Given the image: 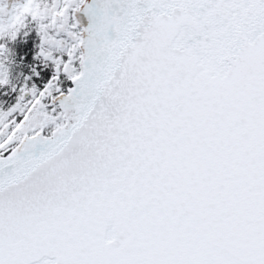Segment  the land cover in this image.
<instances>
[{
  "label": "water",
  "instance_id": "water-1",
  "mask_svg": "<svg viewBox=\"0 0 264 264\" xmlns=\"http://www.w3.org/2000/svg\"><path fill=\"white\" fill-rule=\"evenodd\" d=\"M100 1L76 122L0 161V264H264V0Z\"/></svg>",
  "mask_w": 264,
  "mask_h": 264
},
{
  "label": "trees",
  "instance_id": "trees-1",
  "mask_svg": "<svg viewBox=\"0 0 264 264\" xmlns=\"http://www.w3.org/2000/svg\"><path fill=\"white\" fill-rule=\"evenodd\" d=\"M84 1L74 0V6L79 8ZM34 2L42 14L57 2L63 9L70 0ZM32 18L18 6L12 9L9 21L0 26V46L4 45L0 49V160L9 157L26 136L48 139L66 127L64 103L58 97L73 87V79L81 72V58L71 62V73H65L64 67L67 70L66 64L72 60L44 58L32 50L31 38L38 37L33 31L38 26L31 24ZM35 109L41 112V121L20 128V123L32 116Z\"/></svg>",
  "mask_w": 264,
  "mask_h": 264
},
{
  "label": "flooded vegetation",
  "instance_id": "flooded-vegetation-1",
  "mask_svg": "<svg viewBox=\"0 0 264 264\" xmlns=\"http://www.w3.org/2000/svg\"><path fill=\"white\" fill-rule=\"evenodd\" d=\"M70 2L71 4L69 5V7H67L68 5H64L63 9H60L61 5H59V2L55 3L52 9L54 8L57 10L58 16L53 17L52 20L39 19L38 17L35 18L36 16H38V14H41V12H38L36 10V7L38 6L34 2V0H16L10 4V11H12V9H14L15 7L21 6L24 12H28L31 14V16H33L31 24H37L38 27H35L33 31L38 37L34 38V36H32L31 48L33 51H36L38 56L44 58H67L69 60H72L66 64L67 70H65L64 67L65 73H71V62L79 58H81L80 62L82 68L83 56L86 54V51L84 50L86 31L84 28V21L81 16L82 7L80 6L79 8H76V5L74 6L72 0H70ZM74 10H76L75 13H73ZM65 14H67V27L61 26V20L59 19ZM72 14L75 17H70L72 16ZM95 15L97 20H100L96 13ZM8 18L9 16L6 18V20L0 21V26L7 23L9 21ZM56 34L61 35L63 38L60 41V44L55 40V38H57ZM1 48H4V45H1L0 49ZM56 71H59V67H57ZM66 94H70L69 90ZM30 137H34V135Z\"/></svg>",
  "mask_w": 264,
  "mask_h": 264
},
{
  "label": "rangeland",
  "instance_id": "rangeland-1",
  "mask_svg": "<svg viewBox=\"0 0 264 264\" xmlns=\"http://www.w3.org/2000/svg\"><path fill=\"white\" fill-rule=\"evenodd\" d=\"M14 1H16V0H0V21L6 20V18L8 16H10L9 15L10 12H11L10 11V4L13 3ZM72 2L74 3V0H72ZM70 4H71V2L68 3V7H69ZM85 4H86V2L84 1L82 6H81L82 7L81 16H82V19L84 21V28H85V31H90V35L91 36H94L96 30H95V27L93 26L92 22L89 19L88 12H86V9L83 7ZM67 14H65L64 16L59 18L61 20L60 21V25L61 26H66L67 27V25H66V23H67ZM56 16H58L57 10L54 9V8L53 9L51 8V10L46 11L45 13L38 14V16H36V18L38 17L39 19H51L52 20V18L56 17ZM56 36H57V38H55V40L57 41V43L60 44L61 43L60 41L63 38H62L61 35H57L56 34ZM84 50L86 51L85 48H84ZM83 61H84V56H83ZM67 95L68 94H62L61 96L58 97V100L63 102V99H61V98L65 97ZM63 107H64V114H65V116H66V118L68 120L66 127L61 129L60 131H58L56 133V135L54 137H52V138L45 139V138H42L41 136H38L39 137V143H46L48 140H55V139L60 138L58 133L61 132V131L70 129L71 126L76 122V118L75 117H78L80 113L77 112V111H74L73 106L63 105ZM38 113L41 114L40 111H37L35 109V112L33 113L32 116L27 117L23 122L20 123V128H25L28 125H37L41 121L40 115H38ZM36 137L37 136H34V137L26 136L25 138H23V140L21 141V143L19 144L17 149L9 157H7L6 159L12 157L16 153V151L19 149L21 144H23L27 139H29V138L33 139V138H36ZM6 159H4V160H6ZM0 161H3V160H0Z\"/></svg>",
  "mask_w": 264,
  "mask_h": 264
}]
</instances>
